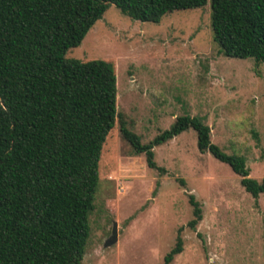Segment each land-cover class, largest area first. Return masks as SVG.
<instances>
[{"label": "rangeland", "instance_id": "obj_1", "mask_svg": "<svg viewBox=\"0 0 264 264\" xmlns=\"http://www.w3.org/2000/svg\"><path fill=\"white\" fill-rule=\"evenodd\" d=\"M210 13L208 0L153 24L110 5L66 58L113 64L116 111L141 143L176 117L195 116L210 128L212 144L244 157L249 177L261 181L264 62L220 54ZM196 141L188 130L154 147L160 174L146 166L144 154L133 153L116 120L102 146L82 264H163L179 229L183 251L170 264H264V194L253 198L229 166L199 152ZM189 195L202 214L194 230L187 226ZM113 222L117 242L104 247Z\"/></svg>", "mask_w": 264, "mask_h": 264}, {"label": "trees", "instance_id": "obj_2", "mask_svg": "<svg viewBox=\"0 0 264 264\" xmlns=\"http://www.w3.org/2000/svg\"><path fill=\"white\" fill-rule=\"evenodd\" d=\"M208 0H0V264H82L98 187L102 146L118 119L120 134L146 166L164 173L154 147L185 131L240 178L253 198L264 178L249 177L246 159L210 141V128L184 114L148 143L116 111L111 62L66 58L110 5L135 21L159 24L173 11ZM212 39L224 57L264 62V0H209ZM181 186L184 182L179 180ZM194 230L202 219L188 196ZM178 230L164 256L183 251Z\"/></svg>", "mask_w": 264, "mask_h": 264}, {"label": "water", "instance_id": "obj_3", "mask_svg": "<svg viewBox=\"0 0 264 264\" xmlns=\"http://www.w3.org/2000/svg\"><path fill=\"white\" fill-rule=\"evenodd\" d=\"M117 239H118L117 224H116V222H113L110 236L105 241L104 247H110V246L116 244Z\"/></svg>", "mask_w": 264, "mask_h": 264}]
</instances>
